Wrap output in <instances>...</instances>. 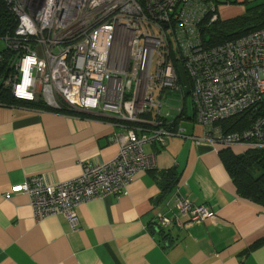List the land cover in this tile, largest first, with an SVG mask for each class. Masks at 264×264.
<instances>
[{
	"label": "built area",
	"instance_id": "obj_1",
	"mask_svg": "<svg viewBox=\"0 0 264 264\" xmlns=\"http://www.w3.org/2000/svg\"><path fill=\"white\" fill-rule=\"evenodd\" d=\"M15 31L1 39L0 65L11 73L5 87L19 100L41 98L50 107L114 116L124 128L116 137L119 156L100 165H83L75 180L49 185L42 177L15 186L29 196L37 220L54 215L78 229L80 205L122 197L138 172L157 167L145 145L165 144L176 135L162 120L163 98L184 95L188 77L195 123L203 141L214 146L264 151V115L243 131L228 133L223 122L264 102V28L215 47L206 45L203 28L219 19L214 0H6ZM6 51L11 54L7 62ZM8 67V68H9ZM181 111V109H179ZM170 116L169 114L167 115ZM172 210L189 223L213 221L216 213L175 196ZM162 228L181 225L157 214Z\"/></svg>",
	"mask_w": 264,
	"mask_h": 264
},
{
	"label": "crops",
	"instance_id": "obj_2",
	"mask_svg": "<svg viewBox=\"0 0 264 264\" xmlns=\"http://www.w3.org/2000/svg\"><path fill=\"white\" fill-rule=\"evenodd\" d=\"M182 76L184 95L163 98L162 116L154 110L142 117L176 133L164 145H145L157 167L138 172L128 195L77 207V230L62 215L37 220L25 194L6 195L31 178L59 184L79 177L83 165L112 162L124 128L98 112L0 105V264H264V204L239 192L223 158L224 151L240 156L249 149L203 141L193 88ZM177 195L213 209L216 218L189 223L172 210ZM160 213L181 225L162 228L155 222Z\"/></svg>",
	"mask_w": 264,
	"mask_h": 264
},
{
	"label": "trees",
	"instance_id": "obj_3",
	"mask_svg": "<svg viewBox=\"0 0 264 264\" xmlns=\"http://www.w3.org/2000/svg\"><path fill=\"white\" fill-rule=\"evenodd\" d=\"M245 15L239 18L221 21L218 19L216 23L203 28V38L206 45L215 47L224 44L230 40L241 38V36L252 33L255 30L264 28V0L260 4L251 6ZM17 27L16 19L12 12L9 11L6 0H0V40L7 37L15 31ZM2 52L1 54H3ZM11 58V54L6 51L7 62ZM7 69L0 65V105L5 107L28 108L32 110L48 111L53 110L57 113L73 114L63 103V107L56 109L47 105L41 98L36 101L19 100L12 91L7 89L4 80L11 73L10 67ZM264 115V102H259L255 107L249 109L244 115L233 118L230 121L223 122L226 132L233 133L235 131H243L249 128L257 116ZM223 158L226 166L233 176L234 182L238 186L239 192L246 198L258 201L264 204V151L249 150L244 155L233 156L229 151L223 152Z\"/></svg>",
	"mask_w": 264,
	"mask_h": 264
},
{
	"label": "rangeland",
	"instance_id": "obj_4",
	"mask_svg": "<svg viewBox=\"0 0 264 264\" xmlns=\"http://www.w3.org/2000/svg\"><path fill=\"white\" fill-rule=\"evenodd\" d=\"M218 2L219 14L221 21H224L228 18L240 17L248 13L247 11L251 9V6L260 4L261 0H245L241 4H237L236 0H215ZM6 43L4 40H0V53L5 52ZM166 108H163L164 112ZM242 152L245 150L241 149ZM236 151H239L237 148Z\"/></svg>",
	"mask_w": 264,
	"mask_h": 264
}]
</instances>
